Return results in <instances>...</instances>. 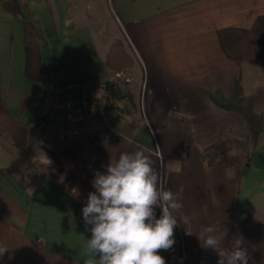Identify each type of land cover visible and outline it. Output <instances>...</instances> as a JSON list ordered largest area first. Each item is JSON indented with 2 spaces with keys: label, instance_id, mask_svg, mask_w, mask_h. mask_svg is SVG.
Masks as SVG:
<instances>
[{
  "label": "crops",
  "instance_id": "0c3cea01",
  "mask_svg": "<svg viewBox=\"0 0 264 264\" xmlns=\"http://www.w3.org/2000/svg\"><path fill=\"white\" fill-rule=\"evenodd\" d=\"M83 1L0 0V246L8 249L0 264H83L91 232L82 208L95 191L94 173L141 149L163 188L183 187L180 212L192 217L195 233L219 225L217 249L175 227L173 248L159 252L166 264H218L241 237L248 264H264V132L253 156L237 160L248 124L212 99L229 100L241 75L244 95L264 118V69L232 60L219 39L226 29L251 30L264 0H111L98 29ZM12 2L38 35L39 82L26 77L25 24L6 7ZM117 41L134 64L121 72L131 81L120 82L108 124L87 121L67 142L47 136L66 117L57 111L62 103H81L116 80L107 58ZM221 143L228 156L212 151L204 159Z\"/></svg>",
  "mask_w": 264,
  "mask_h": 264
},
{
  "label": "clouds",
  "instance_id": "9594fccd",
  "mask_svg": "<svg viewBox=\"0 0 264 264\" xmlns=\"http://www.w3.org/2000/svg\"><path fill=\"white\" fill-rule=\"evenodd\" d=\"M47 165L53 162L43 156ZM106 172L96 171L94 192L88 194L82 217L91 238L86 240L83 264H166L159 254L175 244L174 229L184 225L186 235H196L204 248L217 249L221 243L215 235L218 224L193 230L192 217L183 208V187L165 189L159 172L143 149L110 158ZM55 171V170H53ZM64 174L59 176L63 182ZM161 210L159 218L155 209ZM90 226V228L88 227ZM243 238L218 264H248L249 254L240 245ZM8 249L0 246V256Z\"/></svg>",
  "mask_w": 264,
  "mask_h": 264
},
{
  "label": "trees",
  "instance_id": "16d2710c",
  "mask_svg": "<svg viewBox=\"0 0 264 264\" xmlns=\"http://www.w3.org/2000/svg\"><path fill=\"white\" fill-rule=\"evenodd\" d=\"M6 7L25 24V47L27 52L26 77L30 81L39 82L43 78L41 68V45L38 35L30 20L26 18L15 2L5 3ZM221 46L225 54L238 63H249L264 69V17L256 22L249 30L226 29L219 33ZM133 60L124 48L121 41L115 42L107 58V65L115 73H121L133 66ZM213 101L221 108L243 116L248 124V147L251 158L258 144L260 135L264 132V118L255 110L253 98L243 93L242 76L239 75L234 84L233 96L229 100L221 98L218 94L212 95ZM212 151L221 153L223 158L228 156L230 148L226 143L215 146L207 151L204 159L212 160Z\"/></svg>",
  "mask_w": 264,
  "mask_h": 264
},
{
  "label": "built area",
  "instance_id": "2783aa9c",
  "mask_svg": "<svg viewBox=\"0 0 264 264\" xmlns=\"http://www.w3.org/2000/svg\"><path fill=\"white\" fill-rule=\"evenodd\" d=\"M123 80L127 83L131 81L130 78L125 79L122 73L117 74L115 81L89 91L81 103H68L65 108V119L51 123L47 136L58 142H67L79 135L81 125L87 121L98 120L108 124L109 114L118 105L115 95ZM158 155L161 157L160 154Z\"/></svg>",
  "mask_w": 264,
  "mask_h": 264
},
{
  "label": "rangeland",
  "instance_id": "374dc122",
  "mask_svg": "<svg viewBox=\"0 0 264 264\" xmlns=\"http://www.w3.org/2000/svg\"><path fill=\"white\" fill-rule=\"evenodd\" d=\"M87 6L90 7L89 8V11H87ZM105 6L107 7V9L111 13L112 10H113V6H112L111 0H107L104 3L102 2V0H84L83 1V4H81V10H82V12H84V13H87V12L89 13L90 12V13L94 14V20L93 19L91 20V25L94 26L96 29H98L100 27V25H99L100 24V21L104 18L103 14H105V9H104ZM126 41L129 43L130 48H132L131 49L132 52L135 53V49H134L133 45L130 43V40L127 38ZM139 91H140V88H139ZM83 94H85V93H83ZM84 99H85V95H83V97H82L81 100H84ZM68 102L62 103L61 106L58 108L57 111L58 112L65 111V108L64 107L66 106V104ZM143 117H144V114L142 113V118ZM143 120H145V122H146V118L145 117H144ZM97 122H101V121H97ZM238 147H239V145L237 146V148L233 152V154L235 153V155L238 154V155H236L237 160L238 159H243L244 157H246L249 154V147L247 145H245V146L244 145L243 146L241 145L240 148H238Z\"/></svg>",
  "mask_w": 264,
  "mask_h": 264
}]
</instances>
